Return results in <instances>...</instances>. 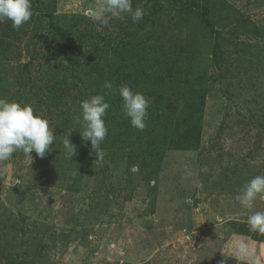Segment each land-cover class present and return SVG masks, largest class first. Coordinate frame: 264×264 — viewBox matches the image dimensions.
I'll return each mask as SVG.
<instances>
[{
	"label": "rangeland",
	"instance_id": "374dc122",
	"mask_svg": "<svg viewBox=\"0 0 264 264\" xmlns=\"http://www.w3.org/2000/svg\"><path fill=\"white\" fill-rule=\"evenodd\" d=\"M95 2L32 0L19 30L0 23V96L56 136L44 158L0 162V264H238L237 238L264 264L246 225L264 200L250 212L236 199L264 175V0H132L143 19L108 26L90 19ZM105 80L150 105L139 131L109 92L97 160L75 118Z\"/></svg>",
	"mask_w": 264,
	"mask_h": 264
},
{
	"label": "clouds",
	"instance_id": "9594fccd",
	"mask_svg": "<svg viewBox=\"0 0 264 264\" xmlns=\"http://www.w3.org/2000/svg\"><path fill=\"white\" fill-rule=\"evenodd\" d=\"M34 15L32 0H0V23L11 22L13 29L19 30L22 25L30 21ZM145 15V10L133 7L132 0H96L90 19L101 26H108L112 20H124L130 17L133 23H139ZM104 88L108 92L94 94L80 102V114L75 122L80 125V132L85 143L91 142V150L103 159L102 144L108 134V127L104 117L110 108L106 99L109 92H115L122 99V112L130 121L132 127L143 131L147 127L150 100L142 92L134 90L130 85H114L111 81H104ZM71 132L62 139L61 151L66 159H73L76 147L70 140ZM56 142L54 131L42 112H37L31 105L16 100H9L0 96V162L10 160L14 153H22L25 158L33 161L32 152L37 157L44 158L52 151L51 145ZM96 160V161H97ZM78 169H69L66 175L74 179ZM194 173L185 166L184 178H191ZM192 185L196 189L203 187L202 183L193 179ZM239 205L251 210L257 200H264V175H256L246 182L236 197ZM248 230L264 236V211L251 212L247 216ZM264 255V253H261ZM234 258L238 264H260V255L243 239L234 242Z\"/></svg>",
	"mask_w": 264,
	"mask_h": 264
}]
</instances>
